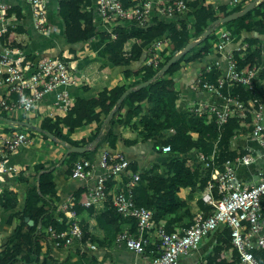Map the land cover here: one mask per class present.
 Wrapping results in <instances>:
<instances>
[{"label": "trees", "instance_id": "obj_1", "mask_svg": "<svg viewBox=\"0 0 264 264\" xmlns=\"http://www.w3.org/2000/svg\"><path fill=\"white\" fill-rule=\"evenodd\" d=\"M184 1L189 10L172 18L154 14L144 26L118 23L111 30H107L93 22L91 0H57L56 14L62 24L61 36L64 43L70 46V51H76L71 46L83 44L98 36L105 50L101 67H108L112 73L119 71L124 78L130 80L124 84H105L91 97H87L91 88L86 86L82 93L76 95L72 106L64 115L54 119L44 117L40 121L41 128L72 145H85L94 138L96 142L85 152L65 153L64 149L57 160L46 159L33 164L32 172L29 173H25L28 170L26 165L19 171V181L15 182L17 190L9 187L12 181L10 178L4 179L0 188V214L3 217L1 223L9 226L10 230L0 240V264H60L61 261L52 254L53 241L48 238L44 228L51 225L58 231L63 230L73 217L56 211L60 196L56 193L54 172L62 167L65 176H71L74 161L82 156L91 159L104 143L114 150L117 140L122 139L121 152L128 160L127 167L122 172L124 181L132 173H138V180L130 187L131 197L135 205L150 210L155 224H163L168 231L181 232L194 222L198 211L206 216L211 210V205L201 199V194L207 186L212 169L222 168L226 159L243 152V147H234L231 141L238 133H246L251 129V115L248 114L241 120L232 117L217 125L213 115L198 116L180 105L181 93L175 88L174 81L186 63L200 61L207 56L219 28L230 29L232 34H238L248 44L243 50L232 51L238 69L258 65L261 62V47L264 45V0L255 3L242 15L219 23L162 73L146 85L130 90L117 103V98L126 88L155 75L172 54L181 50L188 41L197 38L211 21L241 9L250 0H239L228 8L220 4L217 9L212 5L204 6L201 0ZM137 2L139 0H134L132 4ZM130 3L129 0L124 1V5ZM21 9L20 5L13 4L10 12H16L20 16ZM16 29L21 31L22 28L18 25ZM162 37L167 39L170 47H164L160 51V59L154 67L144 60L145 48H152L153 42ZM215 56L218 54L215 53ZM214 57L208 59L211 64L209 70L205 67L201 69L202 81L216 82L221 68L216 69L213 66ZM221 90L229 95H236L241 100L263 98L264 70L254 80L253 89L241 84H230L223 85ZM11 96L16 97V94L11 93ZM113 107L115 110L111 118L101 129L102 120ZM0 116L6 117L7 113L0 112ZM89 123L95 125L90 134L79 139L71 136L75 129ZM170 127L173 131L167 134L166 129ZM27 129L31 133L36 132L32 128ZM38 133L48 138L45 133ZM138 143L145 147V153L147 150V157L143 162L130 157L126 150V147ZM162 144H169L170 150L162 152L159 149ZM200 153L209 161L208 166H204L203 161L199 160ZM159 154L167 155L168 158L159 162L154 158ZM57 161L59 164L55 165ZM119 176L109 177L106 182L108 198L101 203L83 206L79 203L81 191L72 194L75 199L72 209L83 231L82 241L88 239L97 245L96 249L88 252L92 261L101 263L110 258L112 264H120L109 251L114 246L116 234L125 230L137 232L135 217L120 214L110 201L112 191L124 187V181ZM181 188H188V191L180 195ZM260 201L264 216V195ZM25 217L32 219L33 223L28 224ZM90 218L94 219L91 226ZM38 222L40 227H37ZM1 228L0 226V231ZM159 242V239L151 235L145 251H156ZM70 245L66 249L69 251L65 258L78 253L75 244L72 242ZM43 246L45 248L42 250ZM229 248L231 258L227 260L222 252ZM256 258L264 264V248L259 249ZM122 259L124 258L119 260ZM202 264H241L238 252L230 242L229 226H223L216 234L215 244L202 257Z\"/></svg>", "mask_w": 264, "mask_h": 264}, {"label": "built area", "instance_id": "obj_2", "mask_svg": "<svg viewBox=\"0 0 264 264\" xmlns=\"http://www.w3.org/2000/svg\"><path fill=\"white\" fill-rule=\"evenodd\" d=\"M95 5L97 25L111 30L118 23H134L146 25L152 16L172 18L189 10L184 0H139V2L124 5L125 0H91ZM239 0H231L234 5ZM29 3L32 24L40 32L48 30L47 1L27 0ZM11 5L0 1V86L7 88L8 93H15L16 97L0 96V112L4 111L9 116L27 114L38 109L44 95L54 92L52 102L55 110H68L73 100L67 90L69 84L79 79L72 73V65L69 60L59 57L41 56L36 60L26 59L23 50L15 45L5 42L4 34L7 31L9 20L8 10ZM216 40L208 53L222 55L225 61L222 67L219 57H214L213 66L220 69L216 82L201 80V70L194 80V88L205 94L206 99H201L188 105V111L198 116L211 114L217 125L227 122L232 117L240 120L251 115L252 127L245 133L251 141L243 146V152L234 158L226 159L222 168L214 167L210 173L205 190L201 199L211 205V210L206 216L198 211L194 222L181 232L168 231L163 224H155L151 218V212L144 206L134 204L130 187L139 178L138 173H132L124 182V187L111 193L110 201L116 211L122 215L135 217L137 232L127 230L119 232L115 236L114 243L121 244L131 250L141 261H131L120 264H176L178 258L198 248L203 239L211 233H218L223 226L230 229V242L237 250L241 264H262L256 255L259 249L264 248V216L262 212L261 197L264 195V167L257 172V180L249 185L238 180L236 168L239 165L254 162L264 154V97H253L241 100L236 95L222 92L223 85L241 84L248 89H253L254 80L258 78L261 70H264V45L261 47V62L243 69H238L232 56L233 50H243L247 42L243 41L238 34L234 35L228 28H219L216 31ZM236 41L235 45L228 44ZM167 39H157L152 48L147 50L144 60L154 67L160 59V51L166 47ZM206 70L211 68L207 63ZM76 82V83H77ZM84 85L83 82H80ZM264 95V93H263ZM40 111V110H37ZM48 112L41 116L53 115ZM52 118V117H51ZM173 128L166 129V133ZM34 134L24 129L11 133L0 134V175L16 174V169L7 163V154L23 145L34 142ZM243 134V132L238 133ZM162 152L170 150L169 144L159 146ZM199 160L204 166L209 161L203 154H199ZM212 160V158H211ZM128 160L117 151L101 149L96 160L86 157H78L72 167L71 176L83 180L88 187L84 186V192L79 198L83 206L101 203L108 198L107 180L111 176H119L127 167ZM97 165L101 171L93 174V168ZM74 196L68 201L61 202L56 211H62L71 218V222L63 230H56L51 225L44 228L47 236L57 248L69 246L74 239L86 244L87 249L94 250L97 245L94 241L85 239L82 241L83 231L72 209ZM153 236L160 240L156 251L147 253L145 250L148 238ZM2 232L0 231V238ZM103 264H112L103 262ZM195 264H200L196 262Z\"/></svg>", "mask_w": 264, "mask_h": 264}, {"label": "crops", "instance_id": "obj_3", "mask_svg": "<svg viewBox=\"0 0 264 264\" xmlns=\"http://www.w3.org/2000/svg\"><path fill=\"white\" fill-rule=\"evenodd\" d=\"M2 2H7L11 5V7L8 10L9 13V20L7 21V31L4 34L5 42L9 45H15L20 47L23 50V53L26 56V59L30 60H36L37 58L41 56H52V57H63L69 60L70 64L72 65V73L79 79L80 82H83L84 85H81L80 82H75L73 84H69L66 88L69 91L72 100L74 102L76 95L80 92L82 93L83 89L86 86H90L91 93L87 95V97H91L95 94V92L100 89L103 85L107 84L114 85V84H124L130 80V78H124L122 73L118 72H109L108 67H101V60L104 57V46L99 41L98 36H95L90 41L84 42L83 44H78L71 46L76 51L73 53L70 51L68 45H66L62 39V24L59 19V17L56 14V6H57V0H46L47 1V21H48V30L45 32H40L36 30L32 24V16L31 11L29 7V3L27 0H0ZM231 0H201L202 4L204 6L212 5L216 9L217 6L220 4H224L227 8L231 7L230 5ZM92 4L90 6L91 10L93 11V22L97 24V14L95 12V5L94 2L91 1ZM13 4H17L21 6L22 15L17 16L16 12H10V9L12 8ZM21 26V31H17L16 27ZM161 39H165V37H162ZM236 41L231 42L228 44V47L231 45H235ZM167 49H169L170 45L166 44ZM147 48V49H146ZM145 48V55L147 53L148 47ZM1 50V45H0ZM144 55V58H145ZM207 56L201 59L200 61H190L189 63H186L183 67L182 71L179 73V75L175 78L174 86L175 88H178L181 93V106L187 107L188 105L192 104L193 102L201 99H206V96L201 91L194 88V80L197 77L198 72L208 63L209 58L214 57V53H208ZM29 56H32L30 58ZM215 57H219L221 61V66L223 67L225 64V61L223 59L222 55H218ZM54 92L55 90H51L47 92L44 95V98L41 102V105L38 109L33 110L32 112H29L27 114L23 113L21 116H23V121H28L33 124L39 125L40 121L42 120L41 116L48 113L53 112L54 114L48 117H52L54 119L56 116L64 115L66 110H55L52 105V102L54 100ZM0 96H11V93L7 92V88L4 86H0ZM40 110V111H37ZM3 112V111H1ZM20 118V114L17 116H9L1 117L0 116V134L2 133H11L13 131L19 130L23 126L20 125L19 122L15 119ZM32 120V121H31ZM18 124V128L14 127V124ZM94 123H89L86 125H82L75 129L71 136L74 138H83L90 134V132L94 128ZM26 127V126H23ZM36 131V130H35ZM28 132H30L28 130ZM37 132V133H36ZM34 134V142L32 144L23 145L17 148L16 150L10 152V154H7V163L12 165L16 169V174H1L0 175V188L2 187L4 179L10 178L12 181L10 182V188L13 190H17V185L15 182H18V174L23 167L26 165L28 166V170L25 171V173L32 172V166L33 164L44 161L46 159H55L57 160L61 154L64 151V147L62 152L57 148L56 145L62 146L59 143H56L54 139L52 138H44L41 134L36 131ZM31 133V132H30ZM240 139L239 142L231 141L232 146L236 147H243L245 144H249L251 142L248 137H246L245 133L243 134H237L234 136L232 140ZM122 139L120 141L117 140L115 149L112 151H117L121 153L122 147ZM101 149H108L107 143H104L103 147ZM98 150V152H99ZM128 154L130 157H134L136 159H139L140 162H143V160L147 157L145 153V147L141 144H136L132 147L127 148ZM125 150V151H126ZM94 155L91 159L96 160L97 154ZM57 153V155H55ZM126 153V152H125ZM57 156V157H56ZM167 156V155H166ZM125 157V155H124ZM157 157H165L164 154L156 155L154 158ZM60 161V160H59ZM59 161L56 162L55 165L59 164ZM259 162L260 167L257 170V172L261 169V167H264V154L260 155L254 162L249 163L253 164L255 162ZM249 164H243V165H249ZM240 166V165H239ZM236 168V171L238 167ZM93 174H97L101 171V168L97 165L93 168ZM257 172H250L249 175L245 174L243 177L237 176L238 180L243 182L246 185H249L251 183H254L257 180ZM125 177V176H124ZM123 177V173L119 176L120 180H125ZM54 180L57 184V195L60 196V202L56 206H59L61 202L68 201L70 197H72L74 192L81 191L80 194L82 195L84 192V186L88 187L91 185V182L84 183L83 180L77 179L73 176L66 177L64 174V169L62 167L57 168L54 172ZM122 181V183H123ZM125 182V181H124ZM124 185V183H123ZM115 189L112 191L114 192ZM188 191V188H181L179 194L183 195ZM80 195V196H81ZM3 217H1L0 214V226L2 237L0 240L7 235V233L10 230L9 226H6L1 223V220ZM94 224V219H89V226ZM215 237L216 233H211L208 237L202 240L200 245L197 249L189 252L186 255H182L178 258V261L176 264H195L196 262H200L202 264V257L209 253L211 251L212 246L215 244ZM49 238V237H48ZM50 239V238H49ZM73 244L77 247L76 254H72L71 256L66 257V254L69 250H66L71 245L67 247L57 248L54 245L51 246L52 254H55V256L58 258V261H61L60 264H103V262H111L110 258H107L103 260L101 263L99 261H92L90 259V249H87L86 244L80 241H77L76 239L73 240ZM45 247L43 246L42 250ZM112 252L113 258L115 257L117 259V263H127L131 261H141L140 256L135 254L134 252L128 250L121 244H115L110 250ZM222 256L225 257L227 260L231 258V248L226 249L222 252ZM122 259L121 261L119 259ZM99 260V259H98ZM112 263V262H111ZM23 264V263H18Z\"/></svg>", "mask_w": 264, "mask_h": 264}, {"label": "water", "instance_id": "obj_4", "mask_svg": "<svg viewBox=\"0 0 264 264\" xmlns=\"http://www.w3.org/2000/svg\"><path fill=\"white\" fill-rule=\"evenodd\" d=\"M260 0H250L249 2H247L241 9L239 10H234L230 13H227L223 16H219L217 18H215L213 21L210 22V24L206 27L205 30H203L201 32V34L193 39L188 41L181 50H179L178 52L172 54L163 64L162 66L157 70V72L155 73V75H153L152 77L148 78L145 81H141L138 84H136L135 86L132 87H128L126 88L121 94L120 96L117 98V103H119L121 101V99L132 89H137L141 86L146 85L147 83H149L156 75L162 73L170 64H172L176 59L179 58V56L181 54H183L184 52H186L189 48H191L195 43H197L198 41L202 40L211 30H213L215 28V26H217L219 23H223L225 21L231 20L233 18H236L237 16L242 15L243 13H245L246 11H248L249 9H251L255 3L259 2ZM115 107H113L111 110H109V112L107 113V115L104 117V119L102 120V123L100 125L101 129L104 127L105 123L111 118L112 113L114 112ZM17 122L20 123V125L32 128L38 132H43L45 133L49 138H52L54 140H56L59 144H61L64 148H65V153L74 151V152H85L87 151L92 145L95 144L96 142V138H94L91 143L85 144V145H72L62 139H57L55 138V136L49 132L44 130L43 128H41L39 125L37 124H33L30 123L28 121H19L17 120ZM49 170V168L47 169ZM25 219L27 220L28 224H32L33 220L30 218L25 217ZM37 227H40V223H37Z\"/></svg>", "mask_w": 264, "mask_h": 264}, {"label": "rangeland", "instance_id": "obj_5", "mask_svg": "<svg viewBox=\"0 0 264 264\" xmlns=\"http://www.w3.org/2000/svg\"><path fill=\"white\" fill-rule=\"evenodd\" d=\"M20 117H23V116L20 115ZM15 120H18V119L16 118ZM21 121H23V120H21ZM14 127L18 128V124L15 123L14 124ZM20 127H22V129L28 131L27 127H23V126H20ZM232 141H233V143L234 142L236 143V142H239L240 139H235V140H232ZM56 146H57V148H59V150H61L60 152H62L63 146H58V145H56ZM55 155H57V153H55ZM167 158H168L167 156H165V157H157L156 160L159 161V162H162V161L166 160ZM259 167H260V164H259L258 161L255 162V163H253V164H249V165H240L238 167L237 171H236V175L239 176V177H243V175H245V174H248L249 175L250 172L251 173L252 172H257V170L259 169Z\"/></svg>", "mask_w": 264, "mask_h": 264}]
</instances>
